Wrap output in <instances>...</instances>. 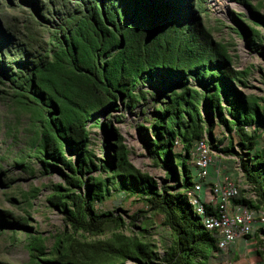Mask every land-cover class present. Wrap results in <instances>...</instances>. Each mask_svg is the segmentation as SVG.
<instances>
[{
    "label": "trees",
    "instance_id": "1",
    "mask_svg": "<svg viewBox=\"0 0 264 264\" xmlns=\"http://www.w3.org/2000/svg\"><path fill=\"white\" fill-rule=\"evenodd\" d=\"M75 1L78 8L51 31L55 48L49 59L32 67L28 60L16 62L15 71L11 68L14 58L0 49V82H12L14 102L30 114L36 127L32 144L45 170L57 167L56 162L67 170L57 167L65 185L56 183L48 201L64 214L70 230L59 234L48 250L46 239L26 219L0 209V233L10 228L15 240L17 229H23L30 260L36 264H126L128 260L210 264L218 250L217 239L186 193L194 184L190 150L206 136L213 150L238 156L245 183L257 196H243L239 201L264 208V148L256 149L264 129V103L260 102L264 97L244 95L235 85L245 84L249 71L237 69L220 43L212 44L199 16L203 0ZM27 2L41 20L52 11L50 6L46 12L36 1ZM244 3L251 9L253 25L235 20L248 43L255 45L264 32V14L259 11L264 0L258 6ZM157 73L176 82L169 86L166 104L158 105L149 117L151 137L145 129L143 140L155 163L176 178L174 184L160 185L138 169L123 137L100 119L95 125L117 135V143L108 146L102 162L95 161L88 149V124L94 114L113 107L120 95L126 96L128 107H136L143 98L138 85ZM189 78L196 85L189 84ZM216 127L225 131L222 137L216 136ZM176 141L181 145L179 152L174 150ZM66 152H73L77 159L68 158ZM174 162L181 166L180 179ZM91 170L99 174L88 176L87 181L84 175ZM116 180L124 192L138 194L150 211L161 214L164 225L173 231L175 239L163 256L149 241L123 232L138 215L126 222L112 211H97L96 203L110 194ZM206 208L212 210L209 205ZM109 230L107 239L87 238Z\"/></svg>",
    "mask_w": 264,
    "mask_h": 264
},
{
    "label": "rangeland",
    "instance_id": "2",
    "mask_svg": "<svg viewBox=\"0 0 264 264\" xmlns=\"http://www.w3.org/2000/svg\"><path fill=\"white\" fill-rule=\"evenodd\" d=\"M27 1L0 0V49L14 58L15 62L11 64V68L15 71L19 66L16 62L21 61L24 64L28 60L29 67H32L34 63L49 59L55 48V44L50 40L51 31L65 21L69 12L78 8L75 0H31L42 5V11L47 12V6L51 7L50 14L46 13L41 20L35 16ZM244 1L252 6H258L261 0H203L199 16L202 25L210 31L212 44L220 43L231 56L237 69L249 71L245 84L235 83L237 88L244 95L264 97V32L253 45L249 44L247 37L238 30L241 26L235 18H240L245 25H253L254 22L251 9ZM259 11L264 14V7ZM1 62L0 58V64ZM175 82V78L164 77L159 73L153 74L138 85L137 92L143 95V98H140L136 107H128L126 96L120 95L113 107L105 106L97 111L88 124L90 130L88 149L93 151L95 161L106 160L104 152L109 149L110 144L117 143L118 137L113 135L112 131L100 125L96 126L95 122L100 119L123 137L129 149V158L138 169L148 173L160 185L174 184L176 178L167 174L162 165L156 164L147 150L143 133L146 129L151 137L149 117L155 115L158 105L166 104L170 94L169 86ZM189 84L196 85V81L189 78ZM14 88L12 82L7 79L0 82V209L9 211L17 219H26L27 223L46 239L45 243L49 250L59 234L68 233L70 230L64 214L48 201L56 183L65 185L58 168L67 170L63 164L57 162L58 168L53 166L45 170L32 144L36 127L30 119V114L14 102ZM175 89L179 90L178 87ZM260 102L264 103L262 100ZM202 115L207 116L203 106ZM214 118L216 120V117ZM223 132L225 131L221 127L215 128L218 138L223 136ZM262 148L264 129L256 146L257 150ZM174 150L179 152L181 146L177 145ZM214 152L213 158L216 161L220 160L217 157L224 158L221 160L219 170L222 173L228 172L233 166L231 156L235 154L226 155L216 150ZM66 156L77 159L73 152H66ZM190 163L189 160V165ZM173 164L177 178L180 179L181 166L177 162ZM98 174V171L91 170L86 172L84 179L88 181V176ZM116 183L110 194L102 202L96 203L97 211H112L115 215H121L126 222L130 221L132 216L138 215L135 224L127 225L123 232L127 235H138L149 241L163 256L175 239L173 231L164 225L163 216L150 211L138 194H128L120 188L118 180ZM250 189L251 187L245 183L243 196L252 199L254 194L252 195ZM17 231L15 240L11 237L10 228L0 233V264H36L30 260L25 231L21 228ZM110 236L109 230L103 234L88 235L87 238L104 240ZM246 241L237 243L229 252L236 250L239 253L237 258L243 262L264 260V227L258 228ZM224 258L225 256L221 255L210 264H223ZM126 264L134 262L128 260Z\"/></svg>",
    "mask_w": 264,
    "mask_h": 264
},
{
    "label": "built area",
    "instance_id": "3",
    "mask_svg": "<svg viewBox=\"0 0 264 264\" xmlns=\"http://www.w3.org/2000/svg\"><path fill=\"white\" fill-rule=\"evenodd\" d=\"M252 129L247 128L248 131ZM176 144L181 146L178 141ZM214 153L206 136L196 140L190 150V168L194 179L193 186L186 190L190 203L204 226L217 239L218 250L214 252V257L224 255L223 264H263L260 260L236 263L230 255L229 251L237 243L247 242L246 239L258 228L264 227V208L239 201L243 198L245 179L238 156H231L232 168L222 173L219 168L224 158L216 155L220 159L216 161ZM251 192L254 194L252 199H256V193Z\"/></svg>",
    "mask_w": 264,
    "mask_h": 264
},
{
    "label": "crops",
    "instance_id": "4",
    "mask_svg": "<svg viewBox=\"0 0 264 264\" xmlns=\"http://www.w3.org/2000/svg\"><path fill=\"white\" fill-rule=\"evenodd\" d=\"M240 243H242V242H240ZM231 254H232L231 257H232V259H233L234 262H236V263H238V262H243L242 260H240L239 258H237V256H238L239 253H238L236 250H233V251L230 253V255H231ZM218 258H219L218 256L213 257V258L211 259V262L214 261V260H215V261L218 260Z\"/></svg>",
    "mask_w": 264,
    "mask_h": 264
},
{
    "label": "water",
    "instance_id": "5",
    "mask_svg": "<svg viewBox=\"0 0 264 264\" xmlns=\"http://www.w3.org/2000/svg\"><path fill=\"white\" fill-rule=\"evenodd\" d=\"M121 41H122V46H123V44H124V39H123V37L121 38Z\"/></svg>",
    "mask_w": 264,
    "mask_h": 264
}]
</instances>
